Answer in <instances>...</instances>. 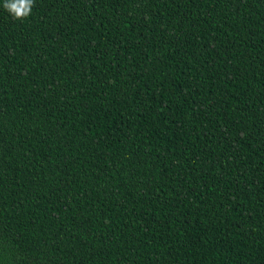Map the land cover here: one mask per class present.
I'll list each match as a JSON object with an SVG mask.
<instances>
[{"label":"trees","instance_id":"16d2710c","mask_svg":"<svg viewBox=\"0 0 264 264\" xmlns=\"http://www.w3.org/2000/svg\"><path fill=\"white\" fill-rule=\"evenodd\" d=\"M0 0V264H264V0Z\"/></svg>","mask_w":264,"mask_h":264},{"label":"clouds","instance_id":"9594fccd","mask_svg":"<svg viewBox=\"0 0 264 264\" xmlns=\"http://www.w3.org/2000/svg\"><path fill=\"white\" fill-rule=\"evenodd\" d=\"M35 0H4L3 8L14 20H23L32 13Z\"/></svg>","mask_w":264,"mask_h":264}]
</instances>
